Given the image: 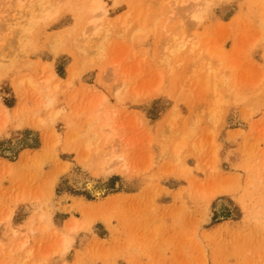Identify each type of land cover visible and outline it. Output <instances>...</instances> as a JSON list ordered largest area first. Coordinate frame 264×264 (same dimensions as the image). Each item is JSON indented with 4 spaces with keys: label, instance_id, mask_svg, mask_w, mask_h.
<instances>
[{
    "label": "rangeland",
    "instance_id": "1",
    "mask_svg": "<svg viewBox=\"0 0 264 264\" xmlns=\"http://www.w3.org/2000/svg\"><path fill=\"white\" fill-rule=\"evenodd\" d=\"M104 1L103 22L118 20V26L107 21L113 28L103 42L104 55L93 50L86 59H94L79 65L70 41L71 49L64 44L56 53L46 42L52 32L73 24L72 12L39 23L23 48L14 40L23 17L17 13L25 8L20 12L16 4L15 12L18 1L0 0L4 14L13 7L6 17L0 12V27L4 20L18 23L10 31L17 33L10 35L14 43L3 33L11 47L0 43V264H264L260 0H198V5L168 0L169 10H162L160 0ZM130 9L134 14L126 13ZM146 15L154 24L136 38L135 24ZM180 24L197 47L165 58L163 32ZM206 59L226 82L221 94L227 105L220 109L205 86L208 76L200 75L208 68ZM70 66L78 70L68 84ZM49 68L59 80H48ZM27 78L36 82L34 89ZM99 95L106 98L118 132L108 138L109 147L104 144V160L111 158L109 151L122 154L129 171H96L93 152H85L82 139L68 137L72 128L84 131ZM45 96L54 100L49 107ZM182 133L189 135L181 136L185 142L178 140ZM174 146H179L176 162ZM73 220L77 227L71 229Z\"/></svg>",
    "mask_w": 264,
    "mask_h": 264
},
{
    "label": "bare ground",
    "instance_id": "2",
    "mask_svg": "<svg viewBox=\"0 0 264 264\" xmlns=\"http://www.w3.org/2000/svg\"><path fill=\"white\" fill-rule=\"evenodd\" d=\"M8 1H10V0H8ZM12 1V0H11ZM15 1V0H14ZM16 1H22V0H16ZM26 1V0H25ZM24 1V2H25ZM115 2L116 1H119V0H114ZM164 1H166V2H164ZM189 1H191V3L193 4V5H198V0H189ZM16 3V2H13V3H15L14 4V6L13 7H15V9H17V5L19 6V10H20V12H21V9H24L25 8V10H22V12L23 11H25L24 13H23V15H21L22 14V12L21 13H19L18 12V9L17 10H15V9H13V10H15V12L17 11L18 13V17H19V19L21 18V19H23V18H25L26 16L24 15V14H26L27 15V21L25 22V20H18L17 22H23L22 24L19 22V27H17V29H19V30H17V29H15L14 30V28L13 27H15L16 28V25H14V26H12V25H9L8 24V22H6L7 24H5V20L3 21L2 19H4V17H6V16H8V15H10V14H8V10H10L11 8H13L12 6H9L8 4L6 5L5 4V9H7V6H9L10 7V9H7V11H6V14H4V12H5V10L3 9H0V12L2 11L3 12V14H1V15H5L4 17H1V20L4 22V23H2L1 25V27H6L5 25H9V26H11V27H9L8 26V30L7 29H5V28H1L0 30H2L3 29V31H0V32H2L1 34H0V36L2 37H0V43L2 44V43H4V44H2V46L3 47H6L7 45H8V48H9V46H10V42H7L9 39H10V41H12L13 42V38L11 39L10 38V35H14V34H17V33H15L14 32V34L13 33H11L12 31H16L17 30V32H18V36L17 35H15V36H17V37H15V42H16V44H21L20 46H22L23 48H24V46L25 47H27L28 46V44H29V42H30V39H32V36H34V34L36 33V31H37V29H38V25H39V23H40V25L42 24V25H46L47 23H49L50 21H52V20H56V18H58V16L60 17V15L63 13V12H65V11H70V12H72V14H73V16H74V22H73V24H71V25H68V26H65V27H62V28H60V29H58V30H56V31H54V32H52V34L50 35L49 34V36L48 35H46V36H48V41L46 40V42H48V44L50 45V50H52L53 51V53H56L57 52V50L60 48V46H64V44H66V42H67V44L69 45V43H68V41H70V44H72L73 46H71V45H69L70 47H74V48H72V49H75L76 51V53L80 56V58L79 59H77V57H78V55L76 54V60L77 61H79L80 60V64L79 65H82V64H86L87 63V61H91V60H93L94 58H92L93 56H94V54L96 53V55L98 56V54H99V57H102V55L101 54H103L102 53V51L104 50L105 51V46H104V48H103V45L106 43V40L109 38V35H110V29L111 28H113V27H109V26H107V24H106V22L108 21V22H110L109 20H107V21H105V22H103L104 21V19L108 16L107 14H108V10H107V8H106V6H105V1L104 0H27V2H28V4H27V2L26 3H24V4H22V2L21 3ZM163 2H164V4H163ZM185 2V0H181L180 1V3H184ZM17 4V5H16ZM159 4H160V6H161V8H162V10H169V9H171V6H172V4H169V1L168 0H160L159 1ZM8 7V8H9ZM257 9H258V11H259V15H260V19H259V25H260V27H261V29H263L264 28V0H260L259 1V3H258V7H257ZM179 10H182V7L179 9ZM11 12V11H10ZM9 12V13H10ZM13 12V14H15L16 15V13H14V11H12ZM124 12H126V11H124ZM130 12L132 13V14H134V11H132L131 9L130 10H128V12H126V13H128V15L130 14ZM126 13H124V14H126ZM139 14V13H138ZM0 15V16H1ZM121 15H123V14H121ZM131 15V14H130ZM136 15H137V13H136ZM120 16V15H119ZM125 16V15H124ZM123 16V17H124ZM121 17V16H120ZM126 17V16H125ZM125 17H124V19H125ZM118 18V15L115 17V20ZM122 18V17H121ZM145 18H147V21H148V24H147V22L145 21ZM6 19V18H5ZM113 19H114V17H113ZM119 19V18H118ZM128 20V19H127ZM141 21V20H140ZM143 21H145V22H143ZM53 22V21H52ZM116 22V23H115ZM115 22H110L111 23V25H117L118 23H119V21L118 20H116ZM122 21H120V23H121ZM136 22H139V20H136L135 21V23ZM150 19H148V16L146 15L145 17H143L142 18V21L140 22V23H136L135 25H137L138 24V27H136L135 29V33H133V35H135V37L136 38H140L143 34H144V32L145 31H147L146 29L148 28V27H152L153 26V24H154V22H150ZM105 23V24H104ZM122 23H124V24H126L124 21L122 22ZM129 23H131L130 21H129ZM146 23V24H145ZM139 24H140V26H139ZM4 25V26H3ZM122 26H123V24H121ZM130 25V24H129ZM118 26V25H117ZM125 26V25H124ZM123 26V27H124ZM127 26H128V23L126 24V28H127ZM131 26V25H130ZM183 26H185V24H183V25H176V27H175V29H177V30H173V29H168V30H165L163 33H164V35H162L163 37H162V39H163V41H165L164 42V44H163V49H162V51L164 52V50L166 51V52H162L164 55H165V58H168V56L170 55V54H175L177 51H179L180 49H183V48H186L187 50L186 51H189V52H192V51H194V49L197 47V43H194L193 42V39H190V38H186V37H184V35H183V31H182V28L181 27H183ZM107 27H109V28H107ZM121 27V26H120ZM164 27V26H163ZM114 28H115V26H114ZM117 28V27H116ZM126 28H124V29H126ZM133 28H134V26H133ZM10 29H12V30H10ZM5 30V31H4ZM170 30V31H169ZM11 31V32H10ZM169 32V33H167L166 34V32ZM5 32V35L7 36V34H9V36L7 37V38H9L8 40H6V42L4 41L5 40V37L3 38V33ZM103 32V33H102ZM102 33V34H101ZM112 33V32H111ZM162 33V34H163ZM169 34V35H168ZM12 37V36H11ZM14 37V36H13ZM25 38V40H23L22 41V38ZM18 40H17V39ZM68 39V40H67ZM1 40H2V42H1ZM19 40H20V42H19ZM4 41V42H3ZM18 41V42H17ZM105 41V43H103ZM6 43V44H5ZM14 43V42H13ZM19 44L17 45V46H19ZM66 44V45H67ZM5 45V46H4ZM14 45V44H13ZM27 45V46H26ZM44 45H45V43H44ZM47 45V44H46ZM45 45V46H46ZM65 45V46H66ZM67 45V47H69ZM16 46V45H15ZM11 47V46H10ZM69 47V48H70ZM48 48V47H47ZM21 49V47H19V50ZM49 49V48H48ZM67 49V48H66ZM71 49V48H70ZM199 49H201V47H198V50ZM60 50V49H59ZM64 50V49H63ZM93 50H95L96 52L93 54L92 53V51ZM62 51V50H61ZM74 51V50H73ZM94 52V51H93ZM67 53H69L68 51H67ZM161 53V54H162ZM73 54V53H72ZM91 54H93V55H91ZM88 55H91L92 57V59L91 60H88V59H90L89 57H87L88 59H86V56H88ZM104 55V54H103ZM163 56V55H162ZM74 58V57H73ZM201 59H202V57H201ZM201 59H200V62H201ZM85 60H86V62H85ZM76 61V62H77ZM208 59H206V61L205 62H202V63H204L205 64V67H208L207 68V70L206 71H208L209 70V68H210V72L212 73V71H211V67H213L212 69H213V74H209L210 72L208 71L207 73H206V71L204 70L205 69V67H204V69H203V66H204V64L203 65H201L199 62V64L202 66V67H200V68H202L201 70H204V73H206L205 75H204V73H203V75L202 74H200L201 75V77H202V79H203V76H205V78H206V75L208 76V78L206 79L207 81H205V83H207V84H205V86L207 87V85L209 86V87H211V93L213 92L214 94H212V95H214L213 96V102L216 104V107H218L217 109H220V107H221V105L222 104H224L225 103V98H224V96L221 94L223 91H222V87H221V85L223 84V86H224V84H226V82L225 83H223L224 82V80H222V77H220V74L221 73H219V74H217L216 72H215V70H216V68H214L215 67V65L213 66L212 65V63L209 61ZM207 62H208V64H207ZM48 63V62H47ZM199 64H195V65H198L199 66ZM207 64V65H206ZM209 64H210V66L211 67H209ZM78 65V66H79ZM194 65V66H195ZM45 65H43V67L42 68H45L44 67ZM198 66H197V69H198ZM46 67H48V66H46ZM50 67V66H49ZM81 67V66H80ZM86 67H87V65H86ZM194 68H196V66L195 67H193V69ZM50 69V68H49ZM69 69V72H68V79H67V83L69 84L70 82H71V78H73V75L74 74H76V71L78 70V68H74V67H72V66H70V68H68ZM215 69V70H214ZM0 70H2V69H0ZM76 70V71H75ZM196 70V69H195ZM194 70V71H195ZM80 71V70H79ZM198 71V70H197ZM197 71H195V72H197ZM199 71H200V69H199ZM219 71V70H218ZM3 72V71H2ZM49 72V74H48V80L49 79H55V80H59V78H58V76L55 74V72L54 71H52L51 69L48 71ZM201 72V71H200ZM203 72V71H202ZM201 72V73H202ZM211 75L210 77H209V75ZM219 75V76H218ZM222 75V74H221ZM213 76V77H212ZM205 78H204V80H205ZM27 80V84L29 83L31 86H32V88L34 89L35 87H34V85H36V82L35 81H31L30 79H26ZM204 80H203V82H204ZM19 82H21L20 81V79L18 80ZM17 81V83H19ZM29 85V86H30ZM29 86H27L28 88H29ZM156 89L157 88H155V89H153V90H155V92H156ZM152 93L154 92V91H151ZM149 92L147 91V93H145V95L144 96H147V95H149L148 94ZM137 94V93H136ZM135 94V95H136ZM147 94V95H146ZM117 95H118V93H117ZM135 95H133V97L135 96ZM138 95H141V94H137L136 96H138ZM143 95V94H142ZM151 95V94H150ZM211 95V96H212ZM100 96L101 95H99V101L96 103L97 105H95V107H92V105H91V107H92V109L90 110V114H88V116H87V119H86V121H85V123H84V125H82V127H83V130L84 131H82V132H79V129L77 130L76 128H72L71 129V131H70V133H68V137H70V140H71V142H73L72 140H74L75 141V139H82V141H83V143H84V146H85V148H86V150H85V152L87 153V152H90V151H92L93 152V154L95 155V157H96V163L94 164V166L96 167V171H100V172H102V173H104V174H108V173H110V172H112V171H120L121 169L125 172V168L127 167V165H126V163L124 162V161H127V160H125V156L124 155H122V154H117V153H114L113 151L112 152H108L107 153V155H109L111 158H109V161H106V160H104V157L106 156V154H104V149L103 148H107V147H105V145L107 144V141H108V138H110V136H112V135H114V134H112V132H114L115 131V133H118L117 131H116V129L114 130L113 129V125L115 124L114 122H112L113 121V118L111 119V117L112 116H114V114H113V111L111 112L113 115L112 116H110L111 114H110V112H109V110L106 108L107 106H108V104H107V100H106V98L105 97H101L100 98ZM135 96V97H136ZM153 96V95H152ZM140 97V96H139ZM141 97H143V96H141ZM148 98V97H147ZM223 99V100H222ZM134 100H136L135 98H134ZM139 101V100H138ZM137 101V102H138ZM226 102H227V100H226ZM54 103V100H53V98H52V96H45V98H44V101H43V104H44V106H47V107H49V106H51L52 104ZM226 104V103H225ZM224 104V105H225ZM227 105V104H226ZM91 107H89V108H91ZM109 107V106H108ZM192 107V106H191ZM94 108V109H93ZM102 109H104V110H102ZM110 110H111V108H109ZM6 110V109H5ZM89 110V109H88ZM174 109H172V111H173ZM59 111L60 110H57L56 112H52L53 114H52V117H51V119H54L55 117H56V115H58L59 114ZM100 111H102V112H100ZM73 112V111H72ZM81 112V111H80ZM7 113V112H6ZM77 113V111H75V114ZM88 113H89V111H88ZM137 113V112H136ZM136 113H135V115H136ZM177 113V112H176ZM225 113V112H224ZM245 113V112H244ZM247 113V112H246ZM246 113H245V116H246ZM71 114V113H70ZM74 114V113H73ZM178 114V113H177ZM5 115H7V114H5ZM77 115V114H76ZM175 115V114H174ZM174 115H170L169 117H168V119H166L167 121H166V125H168L169 124V127H170V125L172 126V123L173 122H170V120L171 119H173L174 117ZM142 116V115H141ZM172 116V118H170ZM179 116V115H178ZM247 116H248V113H247ZM135 117H137V115L135 116ZM175 117H177V115H175ZM138 118V117H137ZM169 118H170V120H169ZM179 118V117H178ZM182 118V120H184L185 118H183V117H181ZM175 119H177V118H175ZM115 120V119H114ZM181 120V119H180ZM43 121V120H42ZM172 121V120H171ZM176 121V120H175ZM174 121V122H175ZM179 121V120H178ZM220 121H222V120H220ZM168 122H170V123H168ZM177 122V121H176ZM183 122V121H182ZM40 123H41V121H40ZM70 125H71V123L70 122H68ZM112 123H114V124H112ZM184 123V122H183ZM162 124H163V122H162ZM174 124V123H173ZM164 126H166L165 125V123L163 124ZM168 127V126H167ZM85 128V129H84ZM116 128V127H115ZM111 131V132H110ZM189 130H187V132H188ZM53 133H54V131H52ZM51 134V133H50ZM56 134V132L54 133V135ZM184 134V135H183ZM187 133H182V134H180L179 135V139L178 140H181V141H184L185 139H180L181 138V136H182V138H183V136L184 137H186L187 138V135L188 134H190V131L188 132V134L186 135ZM116 135V134H115ZM189 136V135H188ZM67 137V136H66ZM56 139H57V136L55 137ZM111 139V138H110ZM109 139V140H110ZM79 140V141H80ZM178 140H175V144L174 145H178V143H180V145L181 146H183V144H184V142H181V141H178ZM66 141V140H65ZM78 141V140H77ZM100 141H102L103 143V145H101L99 142ZM112 141V140H111ZM70 141L68 140V141H66V144L67 143H69ZM70 142V144L72 145L73 143H71ZM113 142V141H112ZM111 142V143H112ZM174 142V141H173ZM178 142V143H177ZM81 143V142H80ZM108 143H109V141H108ZM182 143V144H181ZM102 146H100V145ZM105 144V145H104ZM108 145V147H109V145L110 144H107ZM179 145V146H180ZM70 146V145H69ZM179 146H174L173 147V151H176V159H175V162H176V160L178 159V150L177 149H179ZM180 146V147H181ZM67 147V149H68V146H66ZM73 147H75L76 148V146L74 145ZM115 147V146H114ZM70 148V147H69ZM74 148V151L76 150L77 151V149H75ZM91 148H93V149H91ZM113 148V145L111 146V149ZM71 149H72V147H71ZM91 149V150H90ZM108 149V148H107ZM115 149V148H114ZM176 149V150H175ZM70 150V149H69ZM111 155H110V154ZM108 156V157H109ZM103 157V158H102ZM175 157V156H174ZM105 159H107L108 160V158H106L105 157ZM174 159H173V161H174ZM115 160H117V161H114ZM106 161V162H105ZM170 163V162H169ZM168 165H169V168H171V166H170V164H167L166 166H164L165 168H167L168 167ZM126 166V167H125ZM129 166V165H128ZM186 167V168H185ZM184 168V169H183ZM128 168H126V170H127ZM163 169V168H162ZM187 169H189L186 165H184V167L182 166V170H187ZM172 170V169H171ZM122 171V172H123ZM128 171H129V169H128ZM162 171V170H161ZM165 171H167L168 173H169V170H168V168L165 170ZM165 171H162V173H164ZM121 172V173H122ZM127 172V171H126ZM170 172H172V171H170ZM183 172V171H182ZM181 172V173H182ZM183 173H187L186 171L185 172H183ZM182 173V174H183ZM83 182H85L86 184L85 185H87V187L88 188H91L92 187V185H93V182L92 181H89V180H85V181H83ZM93 188V187H92ZM93 192L95 193V195H99L100 194V191L99 190H97V189H95V190H93ZM258 214H259V216L261 215V212H257ZM77 227V221H75V220H73L71 223H70V228L71 229H74V228H76ZM69 244H70V240H69V238H67V237H65V238H63V247L66 249V248H68V246H69ZM63 248V253H64V249ZM60 251H61V249H59ZM67 250V249H66ZM60 253H62V252H60Z\"/></svg>",
    "mask_w": 264,
    "mask_h": 264
}]
</instances>
